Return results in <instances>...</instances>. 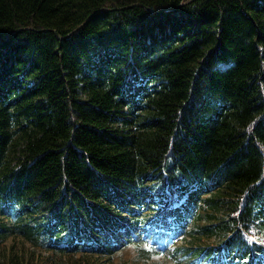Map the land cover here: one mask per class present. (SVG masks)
<instances>
[{
    "label": "trees",
    "instance_id": "16d2710c",
    "mask_svg": "<svg viewBox=\"0 0 264 264\" xmlns=\"http://www.w3.org/2000/svg\"><path fill=\"white\" fill-rule=\"evenodd\" d=\"M157 228L264 262V0H0V264Z\"/></svg>",
    "mask_w": 264,
    "mask_h": 264
},
{
    "label": "rangeland",
    "instance_id": "374dc122",
    "mask_svg": "<svg viewBox=\"0 0 264 264\" xmlns=\"http://www.w3.org/2000/svg\"><path fill=\"white\" fill-rule=\"evenodd\" d=\"M215 239L216 238H212ZM181 242V241H180ZM208 240H205L204 243H207ZM213 242V241H211ZM217 242V240L215 241ZM183 243V242H182ZM181 243V244H182ZM27 248L32 251L38 252L41 257L44 259L46 264H67V258L63 257L60 253L57 252H48L44 250H35L30 244H26ZM171 249L166 250L164 253L160 255H152L151 257H146V259H141V252L139 255L134 250L133 247H128L122 250V252H118L113 258L110 260V264H175L174 259L170 256Z\"/></svg>",
    "mask_w": 264,
    "mask_h": 264
},
{
    "label": "water",
    "instance_id": "95a60500",
    "mask_svg": "<svg viewBox=\"0 0 264 264\" xmlns=\"http://www.w3.org/2000/svg\"><path fill=\"white\" fill-rule=\"evenodd\" d=\"M175 8H177V7H175ZM175 8H168V10H169V9H175ZM165 10H167V9H162V10H160V11H165Z\"/></svg>",
    "mask_w": 264,
    "mask_h": 264
}]
</instances>
